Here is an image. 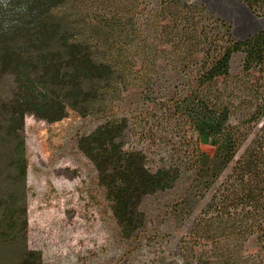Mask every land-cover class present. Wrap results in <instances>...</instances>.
<instances>
[{"label":"trees","instance_id":"16d2710c","mask_svg":"<svg viewBox=\"0 0 264 264\" xmlns=\"http://www.w3.org/2000/svg\"><path fill=\"white\" fill-rule=\"evenodd\" d=\"M239 1L264 22V0ZM235 54L242 55L241 73L255 87L243 132L231 125L232 109L218 93L232 79ZM94 61L120 72L113 84L119 98L133 84L151 86L163 61L192 78L168 107L195 135L181 158L168 154L149 168L146 150L127 141V116L104 118L78 138L122 234L130 237L144 226L146 197L173 189L187 174L184 220L194 208L190 203L207 199L193 246L205 241L208 249L195 254L193 264H256L243 249L254 235L264 242V123L224 174L249 138V125L264 118V27L237 40L231 24L198 0H0V84L6 85L0 95V264H42L26 244L25 69ZM143 96L155 103L151 93Z\"/></svg>","mask_w":264,"mask_h":264},{"label":"rangeland","instance_id":"374dc122","mask_svg":"<svg viewBox=\"0 0 264 264\" xmlns=\"http://www.w3.org/2000/svg\"><path fill=\"white\" fill-rule=\"evenodd\" d=\"M198 1L231 24L237 40L264 27L263 20L239 0ZM242 58L241 54L233 56L232 79L219 85L218 90L221 100L232 109L231 125L241 132L245 131L249 117L245 110L255 89L253 81L241 73ZM169 64L161 62L162 68L153 76L151 86L147 81L139 86L133 84L121 94L122 98L113 85L122 76L104 62L26 67V244L40 253L42 264H193L195 254L208 249L205 241L193 246L195 224L207 199L190 203L194 208L185 220L180 214L186 210L182 200L186 196L187 174L181 175L173 189L143 200L145 224L126 237L106 199V189L99 184L96 169L77 144L78 138L92 131L102 119L127 116L131 129L127 141L146 150L149 168L168 154L175 161L189 152L195 135L168 107L190 88L192 78L187 73L171 71ZM5 89L6 85L0 84V95L5 94ZM147 93H151L154 104L144 99ZM263 123L264 118L260 124L249 125L251 134L224 176ZM200 148L209 155L214 152L207 145ZM243 256L264 264V242L257 235L250 237Z\"/></svg>","mask_w":264,"mask_h":264}]
</instances>
